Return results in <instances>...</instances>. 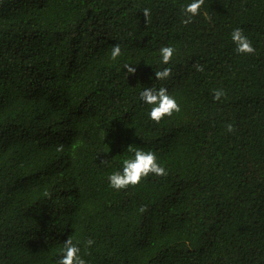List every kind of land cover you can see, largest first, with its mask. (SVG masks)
Returning <instances> with one entry per match:
<instances>
[{"label": "trees", "instance_id": "1", "mask_svg": "<svg viewBox=\"0 0 264 264\" xmlns=\"http://www.w3.org/2000/svg\"><path fill=\"white\" fill-rule=\"evenodd\" d=\"M189 2L0 0V264H57L69 236L87 264H264V0L185 24ZM162 86L180 110L156 122L138 94ZM129 146L167 175L110 187Z\"/></svg>", "mask_w": 264, "mask_h": 264}, {"label": "clouds", "instance_id": "2", "mask_svg": "<svg viewBox=\"0 0 264 264\" xmlns=\"http://www.w3.org/2000/svg\"><path fill=\"white\" fill-rule=\"evenodd\" d=\"M204 0H191L186 3L182 9L185 13L183 23L188 24L192 18L199 13ZM144 16L149 18L150 9H143ZM231 40L236 46L237 53L250 54L255 51L250 39L243 33L242 29L235 28L231 32ZM175 49L172 46H163L160 48L161 63L167 65L174 56ZM122 55V49L119 43L113 44L110 51V57L113 61L117 60ZM135 63L124 64L128 74H134L137 71ZM197 70L202 71L203 67L197 65ZM171 75V69L164 67L162 70H155V78L160 81L167 80ZM139 99L150 106L147 113L148 117L156 122L161 121L165 116H171L174 111L180 110L176 98L169 94L166 87H145L139 91ZM225 95L223 89H218L214 93V98L219 100ZM233 124L227 125L229 132L233 131ZM129 151L132 155L124 158L122 167L119 170L113 171L109 177V185L114 189H125L129 185H137L141 182L142 177H147L149 174L156 176L167 175V169L159 162L157 154L152 150H144L141 148H132L129 146ZM107 153V152H105ZM92 239L87 240V245H92ZM62 255L57 259V264H87V261L81 255V247L79 242H74L71 236L63 242L61 249Z\"/></svg>", "mask_w": 264, "mask_h": 264}]
</instances>
